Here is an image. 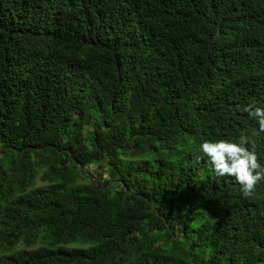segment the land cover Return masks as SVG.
Here are the masks:
<instances>
[{
	"label": "trees",
	"instance_id": "1",
	"mask_svg": "<svg viewBox=\"0 0 264 264\" xmlns=\"http://www.w3.org/2000/svg\"><path fill=\"white\" fill-rule=\"evenodd\" d=\"M249 105L264 0H0V264H264V180L199 151L264 167Z\"/></svg>",
	"mask_w": 264,
	"mask_h": 264
},
{
	"label": "clouds",
	"instance_id": "2",
	"mask_svg": "<svg viewBox=\"0 0 264 264\" xmlns=\"http://www.w3.org/2000/svg\"><path fill=\"white\" fill-rule=\"evenodd\" d=\"M242 110L248 112L257 121L259 131L264 132V108L249 105ZM250 143L249 135L242 132L239 142L205 140L199 148L202 157L207 158L218 177L230 176L235 179L245 199L252 197L257 184L264 180V167L258 162L255 151L247 147Z\"/></svg>",
	"mask_w": 264,
	"mask_h": 264
},
{
	"label": "rangeland",
	"instance_id": "3",
	"mask_svg": "<svg viewBox=\"0 0 264 264\" xmlns=\"http://www.w3.org/2000/svg\"><path fill=\"white\" fill-rule=\"evenodd\" d=\"M90 171H92L93 169H94V166H90L89 168H88ZM106 175L104 174V177H105ZM44 183H41L40 181H37V183H36V186H42Z\"/></svg>",
	"mask_w": 264,
	"mask_h": 264
}]
</instances>
